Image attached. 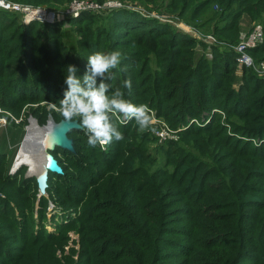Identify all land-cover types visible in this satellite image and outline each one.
<instances>
[{
	"label": "trees",
	"instance_id": "trees-1",
	"mask_svg": "<svg viewBox=\"0 0 264 264\" xmlns=\"http://www.w3.org/2000/svg\"><path fill=\"white\" fill-rule=\"evenodd\" d=\"M8 1L52 10L65 8L74 0ZM118 1L138 2L151 11L175 15L202 35H213L219 43L209 46L157 19L126 10L107 13L118 21L115 31L122 59L142 62L140 76L122 78L116 87L130 100L135 92L132 81H139L141 87L130 101L147 104L171 128H181L180 139L165 146L163 166L148 147L155 138L139 132L134 121L119 125L125 139L114 140L106 151L87 144L79 148L82 154L56 147L52 154L60 150L69 155H62L64 161L57 158L63 174L49 173L47 192L51 189L53 199L72 203L81 212L67 225L59 226L58 235H33L36 229L28 227H36L34 213L21 206V216L8 219L13 235H0V264H62L55 254L57 247L69 240L70 231L80 238L82 264H166L174 257L182 258L179 264H195L193 259L201 252L216 250L218 242L221 249L231 244L235 259L218 262L203 254V264H240L238 259L264 264V142L260 146L253 142L264 140V77L248 69L240 71L232 49L246 20L264 29V0ZM9 14L16 15V23L18 18L22 21L19 14L0 9V18ZM87 16L95 15L86 11L70 20L85 37L87 30L81 25ZM35 24L39 23L23 27ZM204 27H208L207 32ZM0 31L7 30L0 25ZM120 31L125 36H119ZM5 39L0 36V44ZM209 50L211 57L207 56ZM251 55L264 59V45ZM8 61L0 51V108L5 110L17 104L3 102L6 89L12 85L8 79L14 76L6 71ZM114 74L111 82L116 80ZM152 78L153 83L148 84ZM126 79L131 80V89L122 87ZM238 82L241 92L236 91ZM188 85L195 90H187ZM25 167L13 175L11 162L7 170L0 165L2 207H9L12 198L30 190L26 187L34 178L24 174L20 182L17 177ZM51 177L54 186H50ZM257 180L262 184L252 202L247 194L253 189L249 183ZM72 191H76L75 197L70 196ZM213 195L221 201L212 202L209 196ZM22 198L29 203L32 196ZM218 211L227 212L219 216L225 233L219 237L218 225L209 223L213 221L211 213ZM226 229H231L228 234ZM17 242L22 247L19 252L14 250ZM176 250L182 251L180 256L174 255Z\"/></svg>",
	"mask_w": 264,
	"mask_h": 264
},
{
	"label": "rangeland",
	"instance_id": "rangeland-1",
	"mask_svg": "<svg viewBox=\"0 0 264 264\" xmlns=\"http://www.w3.org/2000/svg\"><path fill=\"white\" fill-rule=\"evenodd\" d=\"M80 2L89 3V5L99 4L104 5L109 1L118 0H107L106 2H97L95 0H78ZM122 5H118L115 8H106V9H90L87 12H91L94 17H86L84 23L81 26L84 27V30H87L86 37L81 33H78L75 26L70 24V20H75L80 17L75 16L74 14H68L67 10L71 9V3L62 9H45L49 12H58V17L56 22H46V21H35L39 24H35L31 29H25L23 26H29L30 24H25L20 18H18V22L14 20L16 15H3L0 18V25L6 28V32L0 31V36L6 38L2 44H0V51H4V56L9 58L8 63H6V71L9 74H13L12 79H8V83L12 84L10 89L7 90V95L3 99V102L8 103L15 101V106L13 109L6 108L8 110L2 109L5 112L10 113L14 118L19 120L18 123L12 122L8 123L5 126H0V152L6 151V153H0V165L9 167L11 162V167L13 168L15 159L18 155V151L26 138L27 135L30 134V127L32 123L37 124L38 128H45L48 126V117L52 115L54 120L58 123L61 120H64L52 107V105H58L59 100L63 98V93L67 88V85L64 83L65 80V69L68 65H75L78 68L77 76L81 79L83 78L85 72L87 71L88 62L87 58L96 53L103 52L108 53L114 50H120L117 46V33H116V24L117 19L114 16H108L113 11L126 10L137 13L145 18H153L159 20L161 23L168 24L171 27L173 26L175 30L180 32L181 34L186 32L180 28V24H186L184 19L179 18L175 15H170L164 13H157L151 11L149 8L144 7L138 2L133 3H123ZM15 13V12H12ZM61 13V14H60ZM108 13V14H107ZM104 16V15H106ZM106 17V18H105ZM258 24V23H255ZM249 21H245L241 24L242 30H249L253 27V25ZM49 25V26H46ZM190 25V24H189ZM58 27V28H57ZM192 27V26H191ZM29 29V30H28ZM204 31H208V27L203 28ZM212 30V27H210ZM121 32V31H120ZM209 33V32H208ZM124 31L121 32L119 36H125ZM14 39V40H13ZM83 40V41H82ZM86 42V43H85ZM85 44V45H82ZM6 46L7 50L4 49ZM210 54V51H209ZM143 61V60H141ZM142 62L136 61L135 63L128 60H121V64L117 69H114L113 72H116L114 82L111 80L108 83L111 85L112 89H115L119 80L122 78H128V76H140L139 74L141 69ZM152 66L155 67L154 64L151 63ZM10 66H14L13 68ZM3 66L0 64V69ZM153 70V68H152ZM148 72V71H145ZM240 75V74H239ZM238 75V76H239ZM158 77V76H154ZM153 77V78H154ZM153 78L151 81H148V84L153 83ZM135 85V92L130 95V100L133 101L135 99V93L137 91L138 86L141 87L139 81H132ZM236 91L241 92V88H239V82L237 83ZM195 86L190 87L187 86V90L193 91L195 90ZM16 91L17 93L11 92ZM175 114V113H174ZM157 115V114H156ZM158 117V116H157ZM160 118V117H159ZM162 119V118H160ZM131 122V121H130ZM155 131L148 132L149 135L153 136L155 139L148 144L151 154L158 159V162L161 166L165 165V146H167L170 142L162 143L156 135V131L159 129L158 125L153 124ZM30 128V130H28ZM173 129V128H172ZM181 129V128H180ZM176 130V129H174ZM178 130V129H177ZM30 131V132H28ZM38 134V132L36 133ZM34 134V135H36ZM70 138L74 141V152L80 153V147L84 144H87V136L82 130H73L70 134ZM180 139V135L178 140L171 142H178ZM6 147V148H5ZM107 146L106 150L108 149ZM98 149L102 150L99 146ZM2 150V151H1ZM56 148L52 151L54 152ZM170 150V149H169ZM51 153V152H50ZM85 153H89L86 151ZM52 154V153H51ZM53 157L57 160V158L61 161L63 160L62 155H66L61 153L60 150H57ZM69 155V154H68ZM66 155V156H68ZM25 166V165H24ZM11 168V170H12ZM21 168V167H20ZM29 167L26 166L23 168L17 177L21 182L23 175L28 171ZM76 172L78 170L74 169ZM9 171V169H8ZM16 172H11L13 174ZM65 178H62L61 181H64ZM36 179L29 180L27 187L30 190L25 194L16 196L12 198L10 201L9 207H2V202L0 203V235L11 236L13 235V229L11 228L9 218L20 217L21 211L20 207L23 206L24 210H31L34 213V221H36L35 226H29L28 228H34L36 231L33 232V235H37L38 232H46L47 235H58L59 234V226L67 225L69 222L75 218L76 212H81L80 208H76L72 206V203H60L56 201L54 195L52 197V191H48L45 196V201H42V197H39V187ZM53 177H51L50 186H54ZM74 185L75 182L70 183ZM253 188L248 191V196L253 199L258 198L257 188L261 186L262 182L260 180L249 183ZM209 186V185H208ZM213 187V186H212ZM211 187V188H212ZM51 188V187H50ZM209 188V189H211ZM199 187L195 188V192H197ZM32 196L30 202L25 203L22 196ZM71 197L76 196V191H72L70 193ZM212 202L218 203L221 200L216 196H209ZM2 200V199H1ZM54 200V201H53ZM16 206V208H14ZM31 208V209H30ZM255 207L250 208L249 210H253ZM227 212L218 211L216 213H211L213 216V221H209L210 225L215 226L217 224L218 231L217 236L225 235L224 231H222L223 225L219 223V216L226 214ZM250 213H254V211H250ZM227 226V225H225ZM229 227V226H228ZM19 229H23V225H18ZM231 228V227H230ZM231 229H226L227 234ZM211 236V235H210ZM69 240L57 247V252L55 254V258L62 261V264H82L85 263V259L82 256V245L80 242V238L75 232H68ZM9 238V237H7ZM171 239H175L171 237ZM215 239V237H211V240ZM181 241V239L179 240ZM231 244H227L226 248L221 249V243H217L218 248L213 252H201L199 257H196L195 264H203L205 254L208 258L212 260H216L218 262L225 261L227 257L233 261L235 259V255L233 253ZM15 252H19L21 250V246L19 242H17L16 247H14ZM110 250V247H108ZM10 255H12L11 251H8ZM179 251H175L174 255L180 256L181 253ZM170 254V253H169ZM182 260L181 257L169 258L166 261V264H179ZM240 264H248L249 261L246 259H238ZM106 264H111L109 261Z\"/></svg>",
	"mask_w": 264,
	"mask_h": 264
},
{
	"label": "clouds",
	"instance_id": "clouds-1",
	"mask_svg": "<svg viewBox=\"0 0 264 264\" xmlns=\"http://www.w3.org/2000/svg\"><path fill=\"white\" fill-rule=\"evenodd\" d=\"M121 60L118 50L96 52L87 58L88 67L82 79L77 76L78 68L68 65L64 80L67 88L59 104L52 105L64 121L78 122L91 148L99 146L106 150L114 140H124L119 125L130 121L135 122L141 133L155 131L153 110L147 104L131 102L125 98L121 87L112 89L106 82L114 79L113 70ZM122 87L131 89V80H124Z\"/></svg>",
	"mask_w": 264,
	"mask_h": 264
},
{
	"label": "built area",
	"instance_id": "built-area-1",
	"mask_svg": "<svg viewBox=\"0 0 264 264\" xmlns=\"http://www.w3.org/2000/svg\"><path fill=\"white\" fill-rule=\"evenodd\" d=\"M122 5L120 2L109 1L104 5L92 4L80 2L78 0H74L71 3V9L67 10L68 14H74L75 16H79L82 12H86L90 9H106V8H115L117 5ZM0 9L7 12H15L19 13L25 24H30L35 21H46V22H56L58 17V12L47 11L42 7H34L28 4H22L17 2H12L8 0H0ZM61 14V13H60ZM180 28H182L187 34H190L197 38L200 41L205 42L209 46L219 44L217 39L213 35H202L193 27L187 24H180ZM264 45V29L261 24H255L249 30H243L240 32L239 41L235 46H232L236 54V61L240 71L243 69H248L253 71L260 77H264V59L256 60L252 55L251 51L254 49ZM210 51V50H209ZM208 57H211V51ZM153 110V109H152ZM154 113V121L153 124L158 125L159 129L155 132L157 138L162 142H170L176 141L179 138V133L182 129L174 130L172 129L163 119L157 117L156 112ZM16 122L19 120L14 118L10 113L5 112L0 108V126H5L8 123ZM253 142L260 146L264 140H253ZM19 169V168H18ZM18 169H13L11 172H16Z\"/></svg>",
	"mask_w": 264,
	"mask_h": 264
},
{
	"label": "bare ground",
	"instance_id": "bare-ground-1",
	"mask_svg": "<svg viewBox=\"0 0 264 264\" xmlns=\"http://www.w3.org/2000/svg\"><path fill=\"white\" fill-rule=\"evenodd\" d=\"M30 128L28 129L31 131H28L30 134L26 136L18 151L14 168L18 169L25 165L29 167L30 175L40 176L49 168L47 151L56 140L52 138L53 129L49 126L39 129L37 124L32 123ZM37 132L38 134H36ZM40 134L43 136L40 137Z\"/></svg>",
	"mask_w": 264,
	"mask_h": 264
},
{
	"label": "water",
	"instance_id": "water-1",
	"mask_svg": "<svg viewBox=\"0 0 264 264\" xmlns=\"http://www.w3.org/2000/svg\"><path fill=\"white\" fill-rule=\"evenodd\" d=\"M48 126L53 129L52 131V138H55L56 142L52 144V147L49 148L47 151L48 156V170L42 175H30L29 169L26 173V178H35L38 187H39V197L45 196L48 189V178L49 173H55V174H63V169L59 165L58 161L53 157V155L50 153L52 152L56 147L61 148L63 150H67L70 152H74V141L72 138L69 137V133L73 130H81L79 128L78 122H66L64 120H61L60 122H56L52 115H49L48 117ZM47 127V126H46ZM45 135V134H44ZM43 134H40V137H42ZM17 158V157H16ZM16 160V159H15ZM15 165L13 166V169Z\"/></svg>",
	"mask_w": 264,
	"mask_h": 264
}]
</instances>
